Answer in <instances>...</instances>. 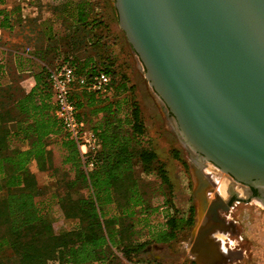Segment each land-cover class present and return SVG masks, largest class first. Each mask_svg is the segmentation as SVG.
Here are the masks:
<instances>
[{
	"label": "trees",
	"instance_id": "obj_1",
	"mask_svg": "<svg viewBox=\"0 0 264 264\" xmlns=\"http://www.w3.org/2000/svg\"><path fill=\"white\" fill-rule=\"evenodd\" d=\"M16 5L1 11L2 32L15 22H32L29 19L24 23L21 5ZM42 51L44 55L51 54L50 49ZM41 57L46 66L34 73L35 86L26 92L15 83L6 84L7 76L13 82L24 77L9 75L7 60L0 55V226L5 228L3 236L13 251L10 262L129 264L143 260L135 257L149 242L136 241L135 219L149 218L166 208V227L150 232L155 241H149L159 244L174 241L180 225L172 213V199L167 196L161 207L149 205L135 172L132 161L137 158L145 175L156 174L165 193L172 192L166 165L153 147L141 107L133 99L134 86H128L129 76L123 72L118 80L119 72L115 70L94 66L86 70L73 56L59 63L49 61L43 54ZM60 63H70L80 76L89 78L103 71L112 77L106 93L82 89L72 96L79 117L102 142L92 171L87 170L77 143L56 116L48 68ZM113 88L115 91H111ZM100 114L104 115L101 123L93 125L92 118ZM178 155L175 153L177 159ZM33 160L38 172L49 173L55 180L53 197L66 219L76 222L71 230L57 234L47 221V204L38 200L46 192L38 172L29 167ZM111 206L117 213L107 216L106 209ZM156 233L163 237L158 238Z\"/></svg>",
	"mask_w": 264,
	"mask_h": 264
},
{
	"label": "water",
	"instance_id": "obj_2",
	"mask_svg": "<svg viewBox=\"0 0 264 264\" xmlns=\"http://www.w3.org/2000/svg\"><path fill=\"white\" fill-rule=\"evenodd\" d=\"M114 6L192 155L195 242L208 211L218 219L206 163L264 188V0H114Z\"/></svg>",
	"mask_w": 264,
	"mask_h": 264
},
{
	"label": "rangeland",
	"instance_id": "obj_3",
	"mask_svg": "<svg viewBox=\"0 0 264 264\" xmlns=\"http://www.w3.org/2000/svg\"><path fill=\"white\" fill-rule=\"evenodd\" d=\"M32 3L33 5H39L41 1H34ZM15 6H17L16 3L10 4L11 9ZM39 7L45 6L40 5ZM41 11L47 13V8L45 7ZM30 19L33 20L28 25L22 24L21 21L15 22L10 29L3 30L2 32L0 55L4 56L5 60H7L10 73H16L19 69L20 71H26L28 61L24 54L34 55V50L30 49V46L33 44L42 48V45L46 42L43 30L49 25L48 18L39 17V19ZM115 23H118L117 19ZM123 39L125 46H127V51L124 48L121 49L122 52L119 55L120 67L129 76L130 84L134 86L133 99L141 107L143 120L146 124L149 137L152 140L153 147L157 151L160 160L165 163L172 183V192L165 193L161 186V181L156 174L147 176L140 169V172L137 174L141 181L142 191L146 196L145 198L149 201V205L152 207H161L167 196L172 199L174 205L172 213L175 212L180 225L174 241L169 244H159L152 242L155 241V238L150 236V232L153 230L156 232L160 227H166V208H161L159 213L150 214L149 218H140V216L135 219L136 241L139 243L149 242L135 259H148L157 264H199L194 257L192 245L189 246L192 233L196 227L197 217V201L193 197L195 184L191 170L192 155L182 144L179 134L168 118L167 110H163L164 106L161 104L156 93L151 90L144 72H140L136 68L134 60H131L128 42L124 33ZM175 153L179 154L178 159L175 157ZM207 167L208 165L205 166V170ZM218 173H220L217 176L219 179H222V177L223 179L224 177L228 179V175L223 174L219 169ZM41 178L40 184L44 188L46 195L40 201H48L47 208L49 212L47 213V221L53 225L57 234L71 230L74 228L75 222L62 217L63 214L58 201L51 194L53 191L51 187L54 182L50 181V176H42ZM211 179L213 180V177ZM237 189L240 193H243L240 187H237ZM220 190L221 185L215 183L210 190L209 199L215 201L220 197L224 202L227 201L230 188L225 195L221 194ZM256 204L245 206L250 207L251 209L249 210L237 212L236 215L238 217L241 219L245 218L243 219L244 224L238 226L239 231L227 233L228 228H224L222 231L209 235L204 242V244L215 242L214 244L219 246L221 252L226 253L227 264L230 262L227 248L231 252V257L237 259V261H241V264H264V210L260 207L262 203ZM106 211L107 216L117 213L114 206L107 207ZM220 213L218 222L224 224ZM148 227H151L152 230ZM4 230L5 228L0 226V262L2 264H12L10 259L13 257V251L3 236ZM156 236L158 238L163 237L159 233H156ZM215 236L221 241L219 239L217 241ZM241 237L247 239L243 242ZM150 239L152 241H149ZM236 244H240V247H236ZM236 249L240 250L237 251ZM236 251L237 253H235Z\"/></svg>",
	"mask_w": 264,
	"mask_h": 264
},
{
	"label": "crops",
	"instance_id": "obj_4",
	"mask_svg": "<svg viewBox=\"0 0 264 264\" xmlns=\"http://www.w3.org/2000/svg\"><path fill=\"white\" fill-rule=\"evenodd\" d=\"M51 1V4L54 5L50 7L43 5L47 8V13L41 11L45 7H39L37 16H34L37 19L39 17L48 18L49 25L43 30L46 42L42 45V48L33 44L30 46V49L34 50V55L24 54L28 61V68H26V71H20L19 69L16 72L20 76L25 75L24 78H20L18 82H13L11 77L7 76L6 84L15 83L24 91H30L35 86L34 73L40 72L46 66V60L41 57L42 54L46 59L55 63L64 57L73 56L77 64H82L86 70L94 66L119 72L117 77L120 80L124 71L120 67L119 55L122 48L127 51V46L124 43V32L120 29L119 21L115 23V20H118V14L114 6V0ZM41 4L43 3L41 2ZM44 49H50L51 54L44 55L45 51H42ZM128 50L131 60H134L136 64V68L143 73L139 58L129 43ZM16 73L8 72L9 75H15ZM128 86L132 85L129 83ZM74 91H82V89L76 88ZM111 91H115V89L113 88ZM103 116V114H100L93 117L92 124L98 125V123H101ZM132 163L136 174L139 173L140 163L138 159H133ZM29 167L34 172H38L36 160H33ZM38 176H50V181L55 184V180L49 173L38 172ZM54 184L51 188L55 187L56 184ZM51 194L53 196V191ZM40 199L42 198H38L42 205H48V201H40ZM62 217L66 219L64 214Z\"/></svg>",
	"mask_w": 264,
	"mask_h": 264
},
{
	"label": "built area",
	"instance_id": "obj_5",
	"mask_svg": "<svg viewBox=\"0 0 264 264\" xmlns=\"http://www.w3.org/2000/svg\"><path fill=\"white\" fill-rule=\"evenodd\" d=\"M50 7L51 0H40ZM32 0H0V13L2 10H10L11 3L21 5L22 19L27 23L30 18H35L39 12V5H33ZM35 16V17H34ZM1 20V18H0ZM2 29L0 27V39ZM49 81L51 83L55 105L56 116L62 123L64 129L74 140L80 150L83 161L86 163L88 171L95 168L94 157L102 149V142L97 133L88 125L86 121L79 117V110L73 93L76 88L87 89L88 91L106 93L112 85V77L101 71L92 77L80 76L70 63H60L56 67L48 70ZM129 264H157L149 260H138Z\"/></svg>",
	"mask_w": 264,
	"mask_h": 264
},
{
	"label": "bare ground",
	"instance_id": "obj_6",
	"mask_svg": "<svg viewBox=\"0 0 264 264\" xmlns=\"http://www.w3.org/2000/svg\"><path fill=\"white\" fill-rule=\"evenodd\" d=\"M206 165H208V167L205 170ZM205 166H204V172L213 177L214 183L221 185V190H220L221 194L222 193L224 195L227 194L226 193L227 190L229 188L230 189L232 188L231 187L232 181H230L229 178L226 179L225 177H224V179H223V177H222V179L220 178L221 179L220 180L217 177L218 175H220V173H218V168L215 167L214 165H211L210 163H206ZM226 196H228V195H226ZM211 202H212L211 205L217 210L218 219L215 220L213 218V213L208 211L205 218L200 222L201 224L199 225V228L197 230L198 235L196 237L195 242L192 241L189 244V246L192 245L191 248L193 250L194 257L197 259L199 264H227L228 260H227L226 253L221 252V250L219 249V246L217 244H214L215 242L214 243L211 242L212 243V244L210 243L211 246L208 243L204 244L205 240L209 237V235H211L212 233H215L217 231H222V230H224V228H227V226L224 225L225 224L224 222H223L224 224L218 222L219 217H220L219 216V210H221L223 208V207H219V205L220 204L222 205L224 201L221 200L219 197L215 201H211Z\"/></svg>",
	"mask_w": 264,
	"mask_h": 264
},
{
	"label": "flooded vegetation",
	"instance_id": "obj_7",
	"mask_svg": "<svg viewBox=\"0 0 264 264\" xmlns=\"http://www.w3.org/2000/svg\"><path fill=\"white\" fill-rule=\"evenodd\" d=\"M161 108L163 109V107ZM163 110H167V115L169 119L172 118V115L171 113H169L166 106H164ZM228 178L232 181V185H231L232 188L230 189L229 198L227 201H225V205H224L227 208V210H223L221 212V210L223 209L222 208L221 210H219V213L221 212L220 215L222 219L224 220V223H225L224 225L225 226L227 225V228H228L227 233H230V232L233 233V231H236V232L239 231L238 226L241 224H244L243 219H245V218L241 219L240 217H238L236 215L237 212L251 209L250 207H245V206H253V205H257L256 203H262V206L260 207L264 210V188L259 187V186L257 187L248 186L246 184L236 181L231 176H228ZM237 187H240L243 193H240L238 190H236ZM219 207H222V205L220 204ZM216 239L218 241L219 238L216 237ZM241 239L244 242L247 238L243 239V237H241ZM219 241L221 240L219 239ZM236 247H240V244H236ZM236 250L238 251L240 249H236ZM237 251L235 253H237ZM227 252L230 258L229 264H241V261L239 260L237 261V259H233L231 257V252L229 251L228 248H227ZM245 253L247 252L245 251Z\"/></svg>",
	"mask_w": 264,
	"mask_h": 264
}]
</instances>
